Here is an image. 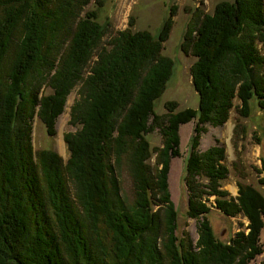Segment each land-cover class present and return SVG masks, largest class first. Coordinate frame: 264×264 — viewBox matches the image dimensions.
I'll use <instances>...</instances> for the list:
<instances>
[{
    "label": "trees",
    "instance_id": "trees-1",
    "mask_svg": "<svg viewBox=\"0 0 264 264\" xmlns=\"http://www.w3.org/2000/svg\"><path fill=\"white\" fill-rule=\"evenodd\" d=\"M87 2L0 0V264H249L262 253L264 196L245 183L240 160L224 164L223 147H196L204 126H222L230 112L233 137L245 138L240 120L252 104L264 110V0L219 1L193 14L180 51L195 60L198 108L168 102L160 115L154 103L173 66L161 54L169 19L156 35L133 32L130 21L101 44L96 11L79 15ZM76 85L63 161L32 146L31 119L54 137ZM189 122L183 182L186 216L197 222L193 246L187 233L176 235L167 183L179 128ZM154 132L157 147L147 140ZM231 174L235 197L222 189ZM210 197L222 215L245 218V229L216 239Z\"/></svg>",
    "mask_w": 264,
    "mask_h": 264
},
{
    "label": "rangeland",
    "instance_id": "rangeland-1",
    "mask_svg": "<svg viewBox=\"0 0 264 264\" xmlns=\"http://www.w3.org/2000/svg\"><path fill=\"white\" fill-rule=\"evenodd\" d=\"M219 1L229 0H88L80 10V17L85 13L96 11V21L104 29L100 43L103 44L109 36L118 31L127 28L130 21L133 22L131 30L147 31L156 35L162 28L163 23L169 19L170 30L166 41L162 43L161 54L173 62L171 76L166 82L165 91L154 103L156 114H164L165 104L174 102L177 105L176 111L184 109L198 108V97L190 84L189 69L194 63V58L183 55L180 51L183 34L187 22L193 14L211 13L214 5ZM101 2V6L98 3ZM195 18V17H194ZM96 50H94L95 53ZM264 53V50L262 51ZM93 53V54H94ZM94 60L92 56L91 61ZM90 61V64H91ZM78 85L74 86L65 98L62 113L55 122V135L48 137L45 128L40 124L35 116L31 119V141L36 149H48L55 151L63 161L68 158L63 143V134L67 131H73L67 125L69 120V111L74 100ZM46 93L49 90H45ZM252 111L247 119H241L240 122L247 129L246 137H233L234 113L230 112L228 120L220 127L204 126V132L200 134L196 152H202L211 146H221L224 149V164H229L236 159L240 160L247 172V178L244 180L255 187L264 196V186L259 185V179L264 178V172L261 170V160H264V110L261 111L255 104L251 105ZM193 122L180 126V157L170 160V167L167 177L170 200L177 211L176 235L181 237L187 233L192 241V246L197 239V222L188 219L187 211V192L183 182L185 173V160L190 151V139L193 134ZM151 147H157L161 144V138L157 132L147 136ZM152 162V160H151ZM260 172V173H258ZM128 185V180H124ZM222 189L226 190L231 196L237 195L235 178L228 175L222 183ZM210 212L206 216L212 232L219 241H227L238 230L245 229L247 220L241 216L226 217L213 207V197L209 198ZM260 241L262 253L249 264H260L264 261V228L261 231Z\"/></svg>",
    "mask_w": 264,
    "mask_h": 264
}]
</instances>
